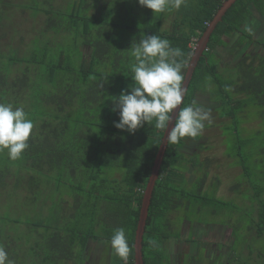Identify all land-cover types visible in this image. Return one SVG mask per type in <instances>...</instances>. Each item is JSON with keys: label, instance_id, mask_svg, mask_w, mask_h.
<instances>
[{"label": "trees", "instance_id": "trees-1", "mask_svg": "<svg viewBox=\"0 0 264 264\" xmlns=\"http://www.w3.org/2000/svg\"><path fill=\"white\" fill-rule=\"evenodd\" d=\"M222 1L184 0L179 10L171 8L152 14L137 0H65L63 3L57 0H0V47H5L0 49V102L22 107L34 124L29 147L20 159L10 160L7 150L0 152V194L10 187L9 181L13 179L12 196L17 189L27 188L30 194L23 196L32 195L31 199L37 202L44 195L39 189L47 185L51 174L61 178L68 173L79 178L81 188L88 185L87 193L92 194L91 197L86 195V201L82 195H75L70 214L67 208H63L64 213L45 212L44 209L41 215L45 218L27 223L28 228L25 225L23 228L10 227L11 232L37 235L32 242L33 248L40 245L46 250L37 255L40 264L49 259L54 264H59L61 258L75 260L76 253L70 247L74 232L71 229L88 223L86 237L80 232V240L84 238L77 255L82 260L88 238H94L92 222L97 225L98 233L107 235L105 239L108 240L115 229L123 227L132 249L127 264L134 263L133 244L141 200L163 132L155 129L154 122L143 125L133 134L114 127L119 113L112 110L113 99L132 83L131 65L135 60L130 54V45L139 42L143 35L168 39L172 47L183 51L185 73L194 50L193 39L200 37ZM14 7L20 12L27 11L33 18L39 16L40 19L43 14L41 27L23 48L13 44L12 35L17 30L9 16ZM253 10L264 12V0H237L227 10L198 61L181 108L196 102L198 92L207 91L211 101L219 102L220 117L230 119L229 129L232 135L234 131L236 134L229 156L237 159L244 180L249 184L246 200L253 213V205L258 203L252 228L257 225L256 234L261 237L264 236V58L250 57L246 63L247 55L237 67L230 69L229 78L218 75L221 69L218 60L210 62L217 58L216 48L228 44L224 37L231 39L237 32L241 35L232 51L238 50L245 40L242 26ZM168 18L169 27H164ZM8 34H12L10 41L5 40ZM19 40L24 43L23 38ZM84 47L91 50L87 56ZM211 87L217 88L216 94H211ZM246 107L256 109L255 119L262 122V127L248 137L239 132V113ZM198 137H185L177 144H167L143 234L145 264L168 263L166 244L170 238L179 239L181 234L178 228L176 234L171 235L170 214L178 206L187 209L211 207L216 215L231 202L217 197L215 189L212 193L205 190L207 174L203 171L192 183L194 187H186L182 149L189 139ZM197 164L199 162L191 163L192 166ZM240 184L233 188L238 191ZM80 201L85 209L78 212ZM47 202H37L40 211ZM105 203L112 204L113 210L107 213L108 206L104 207L101 223H96V210ZM23 205L28 206L26 199ZM68 217H72V221ZM3 234L0 231V241ZM102 238L98 235L94 239ZM5 251L9 254V248ZM10 256L15 263V257ZM25 263L23 260L22 264Z\"/></svg>", "mask_w": 264, "mask_h": 264}, {"label": "rangeland", "instance_id": "rangeland-1", "mask_svg": "<svg viewBox=\"0 0 264 264\" xmlns=\"http://www.w3.org/2000/svg\"><path fill=\"white\" fill-rule=\"evenodd\" d=\"M57 2L63 3L65 0H57ZM28 11L31 13L29 9ZM11 12L12 15L9 16V20L12 25H15L14 27L17 30L15 34H11L15 40L13 44L17 46L20 45L21 48H23L26 45L25 43L29 42V39L37 33V28L41 27L43 14L41 13L42 15L39 19V16L35 18L29 17L27 11L20 12L15 7L11 9ZM128 17L129 20H131L130 13ZM140 20L141 18H139V21ZM5 21L7 22L8 20ZM166 21L167 22L164 24V27H169L170 18ZM251 24L255 28L257 20H251ZM245 29L249 30V26H246ZM11 35L8 34L5 40L10 41ZM240 35L241 34L237 32L231 39L227 37H224V39L227 41L228 45H230L232 42L236 41ZM20 38H23L24 43H20ZM4 42L5 41L1 42V45H3ZM0 49H5V47L1 46ZM216 49V53L218 54L216 57H218V59H211L210 62L218 60L221 68L217 71L219 73L218 75H223L221 76L222 78H229L231 76L229 73L230 68L225 69V65L228 61V58L225 55L228 53L226 50L227 46H218ZM84 50L86 56L91 51L89 47H84ZM250 50L256 52V48H250ZM263 50L264 48L262 47L257 51ZM216 91L217 88L211 87V94H216ZM210 99V94L207 91L197 93L196 103H198L199 106L204 107L206 110H210L211 123L205 122V128L200 137L197 139H189L186 142L185 147L182 149L185 154L184 162L186 163L185 166L182 167V169L184 168V179L187 181V188L194 187L192 183L200 177V174L203 171V173L207 174L203 186L205 190H210L209 193H212L213 189H215L214 193L217 197L224 200H231V202L223 210H221L220 213H216V215L213 214L211 207L198 208V206H194L187 209L185 206H178L177 210L170 214V220L173 224V232L171 235H175V230L178 228L186 230L189 223H194L191 227L193 236L197 238L201 245H204V240L209 244L208 250L207 248H202L194 255H185L184 264H218L217 262L220 260L223 261L222 264H264V236L260 237L256 234V229L258 228L257 225L254 224L255 227L252 228L253 215L256 217L258 203H254L253 213V209L248 206L249 203L246 200L248 196L247 192L249 184L244 180V174L236 161L237 159H233L229 156V151H231L234 147L233 137L236 132L234 131V134H231L229 126L232 123L230 119L220 117L221 112L220 109H218L219 102L214 101L213 104H210L208 103V100ZM256 113L257 110L251 107H246L241 113H239L242 120V122L239 120V132L241 136H251L256 129L262 125V122L259 121V119H255L257 115ZM192 162L195 164L199 162V165L197 164L192 166ZM252 165H255L253 160ZM256 166L258 167L259 163H257ZM256 175L258 176V174ZM12 181L13 179L9 181L10 187L0 194V227H2L0 231L4 233L3 238H1L2 243H0V245L2 244L1 246H3L5 250L6 248H9L8 257L11 264H22L23 260L26 261L25 264H40V259L37 255L39 253L46 252V250L44 251V248L40 245L33 248L32 242H35V237H37V235L29 232H11L10 227L17 228L20 226L23 228L25 225V227L28 228L27 223L35 221L39 218H45V216L41 215L44 213V209L45 212L52 211L54 213H58V211H60L64 213L63 208H67L66 212L70 214L74 209L75 195H82L86 201V195L91 197L92 194L89 192L87 193V191H89V189H87L88 185H82L81 188V185L78 184L79 178L70 173L64 174L61 178L57 174H51L48 178L49 182L47 185L39 189L40 192L44 193V195L39 198V201H48V205L46 204L48 210L45 205L42 207L43 211H40L41 208H39L37 204L39 201L36 202V200L31 199L32 195L31 197L23 196L30 194L29 191H27V188H22V191L17 189V193H14V196L11 195ZM237 183H241L238 187V191L233 188ZM24 199L27 200L28 206L23 205ZM100 206L101 207L96 210L95 214L96 223L99 221L101 223L100 216L104 213V207L108 206V209L106 210L107 213H111L113 210L111 207L112 204L107 205L105 203ZM78 208H81L78 212L84 211L85 209V207H82L81 201L78 202ZM13 219H17L19 222L12 223ZM68 220L72 221V217H68ZM189 220L192 222H189ZM60 223H62V219ZM62 224L64 227L66 226L64 222ZM93 224L94 222L89 225L92 227L94 238L98 235L100 237H104L99 240L104 241V243L109 246L110 240L105 239V236L107 235L104 234L105 236H103V233H98L99 231L97 229V225ZM68 227L73 228V225H69ZM86 228H89L88 223L82 227L77 226L74 230L71 229L74 232L72 233L73 241L70 243V247L73 253H76L74 257L78 261L80 260V255L78 256L77 253L80 250L81 240L86 237L84 233ZM80 232L84 233V237L81 240ZM94 238L91 236L88 240H94ZM170 241L173 242L174 240L171 238ZM176 243H178V241ZM180 243L181 241L179 244ZM187 245L188 244H186V246ZM109 250L111 252V248ZM165 250V256L168 258L169 246H166ZM191 251L192 250H190V252ZM211 251H214L215 255L217 253H220V255L215 257L212 254H208V252L210 253ZM53 253L54 255L56 254L55 252ZM10 254L13 259L15 257V263L12 262ZM207 256H212L215 260L209 261ZM62 260L63 259L61 258L59 264H64ZM100 262V264H106L105 258H102ZM114 262L117 264H123V261L120 259H114L112 263ZM44 264L54 263L49 259Z\"/></svg>", "mask_w": 264, "mask_h": 264}, {"label": "clouds", "instance_id": "clouds-1", "mask_svg": "<svg viewBox=\"0 0 264 264\" xmlns=\"http://www.w3.org/2000/svg\"><path fill=\"white\" fill-rule=\"evenodd\" d=\"M137 2L156 14L171 8L179 10L184 0ZM129 49L135 60L131 65L132 83L113 99L112 110H118L119 113L114 127L133 134L143 125L154 122L155 129L163 132L160 139L163 144H177L185 137L200 136L205 122L211 123V112L195 101L180 107L186 93L183 87V51L172 47L168 39L153 34L143 35L139 42H132ZM170 124L172 126L169 130ZM33 127V121L22 107L0 102V152L7 150L10 160L20 159L29 147L28 140ZM109 244L114 254L127 264L132 249L123 227L114 230ZM0 264H11L3 246H0Z\"/></svg>", "mask_w": 264, "mask_h": 264}, {"label": "water", "instance_id": "water-1", "mask_svg": "<svg viewBox=\"0 0 264 264\" xmlns=\"http://www.w3.org/2000/svg\"><path fill=\"white\" fill-rule=\"evenodd\" d=\"M237 0H223L221 5L216 10L213 15L211 21L205 28V30L201 33L200 37L197 39L193 53L190 57V60L187 63V67L184 73L185 79L183 81V87L188 89L189 83L191 81L194 70L198 64L199 59L202 57L204 51L207 49L208 42L210 40V36L217 24L222 20L223 16L226 14L227 10L236 2ZM186 94V93H185ZM185 97V95H184ZM183 97V100H184ZM182 105V104H181ZM180 105V107H181ZM175 116V110L173 112V118ZM171 124L169 125V130L171 128ZM167 133H165L166 138ZM167 148V144L160 143L155 158L153 160V164L151 167V172L146 184V187L143 191V196L141 200L139 217L137 221V226L135 229V237H134V263L135 264H145L143 258V234L145 231L146 220L148 216V208L150 205L153 189L155 187V183L159 178L160 168L164 159L165 151Z\"/></svg>", "mask_w": 264, "mask_h": 264}, {"label": "crops", "instance_id": "crops-1", "mask_svg": "<svg viewBox=\"0 0 264 264\" xmlns=\"http://www.w3.org/2000/svg\"><path fill=\"white\" fill-rule=\"evenodd\" d=\"M197 41V40H196ZM174 241L171 242V238L169 239V241L167 242L166 246H169V252H168V263L165 262V264H184L185 262V255L189 256V255H194L196 253H198L200 251V249H206L208 250L209 244L207 243V241L204 240V245L200 242H198L197 238H195L192 234V229L191 227H187V229L185 230V232L180 234V238L179 239H174L172 238ZM188 239L190 241H188ZM89 241V242H88ZM86 243V246L84 248L83 254L84 256L82 257V260H77V259H63L62 261L64 262V264H100L101 259L105 258V262L106 264H117L116 262L112 263L114 261V259H120L119 257H117L112 248L109 246H107L104 241L101 240H88ZM178 241V243H176ZM181 241V243L179 244V242ZM178 244V245H177ZM186 244H188L186 246ZM208 246H207V245ZM180 247L183 250H180ZM111 248V252L109 249ZM193 248V249H190ZM107 251H106V250ZM190 250H192L190 252ZM208 254H212L215 255L214 251H211L210 253L208 252ZM209 261L213 260L212 256H207ZM222 260H220L219 262H217L218 264H222Z\"/></svg>", "mask_w": 264, "mask_h": 264}, {"label": "flooded vegetation", "instance_id": "flooded-vegetation-1", "mask_svg": "<svg viewBox=\"0 0 264 264\" xmlns=\"http://www.w3.org/2000/svg\"><path fill=\"white\" fill-rule=\"evenodd\" d=\"M255 19L257 20V25L254 28V26H252L251 24V20L255 21ZM246 26H249V29L251 31H249L248 29H245ZM242 29H243L242 33L245 36V40L243 41L241 46L238 48V50L232 51V47L234 46V43L236 41L232 42L230 45L228 44L226 45L227 46L226 50L228 53H226L225 55L228 58V61L225 65V69H228V68L232 69V68L237 67L239 63L243 60V58H245L247 55L249 57L245 59L246 63H248L251 60L250 57H254L255 60H258V57L264 58V50L257 51V50H260V48L262 47L264 48V12L261 13L257 10H253L252 14L247 18V20L243 24ZM250 48H256V52L251 51ZM216 56H218V54H216ZM256 63L258 62L256 61ZM213 102L214 101L208 100V103L210 104H213ZM192 225L193 224H189L188 227H192ZM182 232L184 233L185 229H181V233ZM180 250H183V249L180 247ZM219 255L220 253H217L214 256L216 257Z\"/></svg>", "mask_w": 264, "mask_h": 264}, {"label": "built area", "instance_id": "built-area-1", "mask_svg": "<svg viewBox=\"0 0 264 264\" xmlns=\"http://www.w3.org/2000/svg\"><path fill=\"white\" fill-rule=\"evenodd\" d=\"M195 44H196V40L193 39V43H192V48H193V49H194V47H195ZM133 264H135V263H133Z\"/></svg>", "mask_w": 264, "mask_h": 264}]
</instances>
